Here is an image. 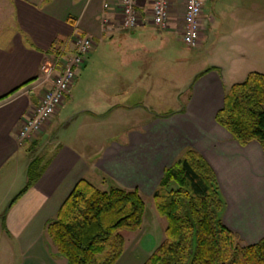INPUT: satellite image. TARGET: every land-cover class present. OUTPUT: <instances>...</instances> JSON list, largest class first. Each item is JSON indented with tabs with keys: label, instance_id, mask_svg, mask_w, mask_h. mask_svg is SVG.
I'll list each match as a JSON object with an SVG mask.
<instances>
[{
	"label": "crops",
	"instance_id": "crops-1",
	"mask_svg": "<svg viewBox=\"0 0 264 264\" xmlns=\"http://www.w3.org/2000/svg\"><path fill=\"white\" fill-rule=\"evenodd\" d=\"M200 1L201 31L196 48L214 44L210 29L215 24L248 25L252 31L264 18L262 0L224 6L220 0ZM119 2L0 0V264H38V257L44 264H65L45 232V221L53 217L79 178L100 187L112 183L145 190L156 185L150 182V171L158 166L159 179L162 167L168 164L161 157L185 146L195 149L215 173L224 200L222 222L244 242L264 236L260 146L255 140L238 143L214 120V112L222 104L224 83L241 80L255 68L208 62L198 72L183 106L152 113L142 126L128 129L123 138L112 134L110 126L118 110L126 115L141 105L143 90L135 100L126 102L133 94L132 85L82 82L78 100L74 98L83 74L148 73L150 58L167 42L168 32L179 34L183 0H169L163 26L151 21L150 0H135L140 16L127 28L119 23ZM226 32L224 28L217 32L221 40ZM74 33L91 35L92 43L67 95L38 132L19 139L16 131L21 115L41 92V63L61 45H65V53L72 51L68 39ZM104 39L110 41L106 47ZM98 57L102 61L97 62ZM242 57L237 51L230 59L237 63ZM159 139L168 142L162 146ZM33 157L41 171L21 190ZM104 179L107 185L102 186Z\"/></svg>",
	"mask_w": 264,
	"mask_h": 264
},
{
	"label": "trees",
	"instance_id": "trees-1",
	"mask_svg": "<svg viewBox=\"0 0 264 264\" xmlns=\"http://www.w3.org/2000/svg\"><path fill=\"white\" fill-rule=\"evenodd\" d=\"M214 120L240 144L257 141L264 160V72L248 70L232 82ZM40 171L33 157L21 190ZM150 196L164 225L162 237L139 264H264V236L242 243L222 222L224 200L215 173L192 147L185 146L162 168ZM143 210L136 187L101 188L81 177L45 221V232L65 264H113L123 250L121 230L137 228Z\"/></svg>",
	"mask_w": 264,
	"mask_h": 264
},
{
	"label": "rangeland",
	"instance_id": "rangeland-1",
	"mask_svg": "<svg viewBox=\"0 0 264 264\" xmlns=\"http://www.w3.org/2000/svg\"><path fill=\"white\" fill-rule=\"evenodd\" d=\"M262 1L264 3V0ZM209 2L211 1L208 0L207 3ZM219 2H221L223 6L226 4L238 3L240 5L241 0H220ZM229 23L231 22H228L227 25H229ZM227 25L224 24L219 27H216V24L213 25L214 29H210L212 31V38L210 41L214 38V41H212L214 44L208 45V43H206V45L204 44L200 48L193 47V45L187 46L181 40L179 34L168 32L167 42L165 44H160L158 46L159 50L155 54H152L150 58L151 66H149L150 69H148V73L133 75H95L93 73V77L92 73L83 74L79 79L80 84L77 89H75L74 98L78 100L82 82H89L91 84L99 81L112 85L117 84L119 86L121 84L132 85L133 94L125 100L126 102L135 100L137 94L143 90L140 98L141 101H139L141 105H135L132 108L133 110L126 115H124L121 110H118L115 117L116 119L114 118L110 126V129L114 131L112 134H117L118 138H123L128 129L137 128L139 125L142 126L145 119L150 117L152 113L171 111L183 106L184 100L193 82L196 81L199 76L198 72L204 65L208 64V62L221 61V63H224L223 61H225L227 63L225 64L227 66L230 65V67L231 65L236 68L250 66V68H255L256 70L264 72V18L262 19V23L260 25L257 24L252 31H249L250 27L248 25ZM223 28L227 30V32L224 34V40H221L217 32ZM251 33L252 35L250 36ZM103 43L106 47V43H110V41L108 42L107 39H104ZM100 49L104 50L106 48ZM106 50H108V48ZM237 51L242 53L243 59L238 60L236 63L235 60L230 59V57L234 53H237ZM250 56L251 58H249ZM96 61H102V57H98ZM146 87L149 90L148 92H146ZM224 88V90H228L229 84H227V82L224 83ZM159 142L163 146L167 144L168 140L159 139ZM151 148H153V146H151ZM173 149V153L170 152L161 157V161L168 163L165 165L173 163L181 155L183 148L176 147ZM41 150H43V148H41ZM156 168L157 169L150 171L152 172L150 182H156L157 184V177L160 170H158V166ZM105 185H107L106 179L102 180V186ZM97 186L100 187V185ZM152 187H154V185L149 188L146 187L147 189L145 190L141 189L142 187H140V189L136 187L144 201L141 223L135 229L121 230L124 238L123 250L115 264H139L162 237L164 219L156 213L152 206L150 196ZM240 241L245 243L241 239ZM37 262L38 264L45 263L44 259L40 257L37 258ZM18 263L19 261L15 264Z\"/></svg>",
	"mask_w": 264,
	"mask_h": 264
},
{
	"label": "built area",
	"instance_id": "built-area-1",
	"mask_svg": "<svg viewBox=\"0 0 264 264\" xmlns=\"http://www.w3.org/2000/svg\"><path fill=\"white\" fill-rule=\"evenodd\" d=\"M151 21L163 26L168 16L169 0H150ZM119 23L122 27H132L139 19L140 13L135 0H120L118 4ZM200 0H183L182 24L179 30L181 40L187 46H194L199 39L201 23ZM68 41L72 51L65 53V45H61L50 59L41 65V92L37 101L30 105L21 115L16 134L19 139L28 138L39 131L49 116L61 105L68 93L76 71L84 62V55L92 43L89 34L74 33Z\"/></svg>",
	"mask_w": 264,
	"mask_h": 264
},
{
	"label": "water",
	"instance_id": "water-1",
	"mask_svg": "<svg viewBox=\"0 0 264 264\" xmlns=\"http://www.w3.org/2000/svg\"><path fill=\"white\" fill-rule=\"evenodd\" d=\"M263 252H264V247H263Z\"/></svg>",
	"mask_w": 264,
	"mask_h": 264
}]
</instances>
